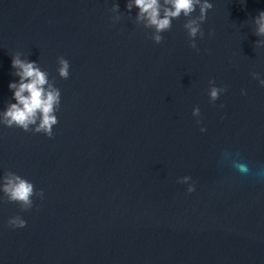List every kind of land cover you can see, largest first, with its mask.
<instances>
[{
	"label": "water",
	"instance_id": "1",
	"mask_svg": "<svg viewBox=\"0 0 264 264\" xmlns=\"http://www.w3.org/2000/svg\"><path fill=\"white\" fill-rule=\"evenodd\" d=\"M127 2L0 0V112L16 53L61 90L52 137L0 124V179L44 190L0 202V264H264V0H210L199 51L186 17L158 44Z\"/></svg>",
	"mask_w": 264,
	"mask_h": 264
},
{
	"label": "clouds",
	"instance_id": "2",
	"mask_svg": "<svg viewBox=\"0 0 264 264\" xmlns=\"http://www.w3.org/2000/svg\"><path fill=\"white\" fill-rule=\"evenodd\" d=\"M134 7L139 9L136 16L137 23H142L145 28L154 29L151 39L156 43H161L164 39L163 32L172 28V21L179 19L181 15L186 17L183 27L187 30L190 38V47L199 51L195 37H204L202 23L207 19L208 10L213 8L210 0H128L127 9L129 14ZM199 7V15H193ZM114 10H119V4L114 6ZM118 19V17H117ZM256 24L255 35L264 37V11H260L254 18ZM256 46L264 45V40H257ZM58 72L60 77L67 79L70 75V62L64 56L58 57ZM12 67L15 69L14 75L19 77L18 81H12L9 88L14 91L15 103L9 102L6 110L0 112V124L8 127H19L25 131L44 133L52 137L53 127L59 120L56 115L61 104V90L56 87L55 80L49 78L47 70L41 68L37 61H30L21 58L20 53L12 56ZM253 78L258 79L264 85V78L258 72H252ZM209 96L214 103L222 92L227 91V86H216L215 80L209 81ZM200 108L193 109V115L199 117ZM200 123V121H197ZM206 129L201 128V131ZM242 173H247L245 164H235ZM192 178L184 176L180 178L181 183H187ZM188 192L195 191V183L188 186ZM0 191L3 197L0 202L17 203L22 211H28L33 207V197L44 198V190H37L34 183L27 178L17 174L12 170H7L0 179ZM11 227H26L27 221L16 215L8 220Z\"/></svg>",
	"mask_w": 264,
	"mask_h": 264
}]
</instances>
